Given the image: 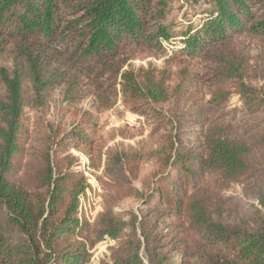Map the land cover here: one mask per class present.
<instances>
[{"label": "trees", "instance_id": "16d2710c", "mask_svg": "<svg viewBox=\"0 0 264 264\" xmlns=\"http://www.w3.org/2000/svg\"><path fill=\"white\" fill-rule=\"evenodd\" d=\"M170 1L0 0V264H90L105 237L116 245L100 264H264V56L233 43L264 40V0H206L166 63L184 58L177 71L127 68L132 49L170 39ZM54 94L65 112L31 123ZM119 96L149 130L103 152L93 114L76 109L91 98L108 111ZM71 149L93 167L104 157L93 225L77 218L86 180ZM235 185L250 201L227 194ZM128 198L137 213L114 211Z\"/></svg>", "mask_w": 264, "mask_h": 264}, {"label": "rangeland", "instance_id": "374dc122", "mask_svg": "<svg viewBox=\"0 0 264 264\" xmlns=\"http://www.w3.org/2000/svg\"><path fill=\"white\" fill-rule=\"evenodd\" d=\"M205 1L206 0H171L168 6L167 16L159 24L163 25L169 31L170 39L167 42H171L169 46L172 48H164L160 44L159 50H151L146 47L132 49L131 52H129L131 59L126 67L131 70L141 68H154L158 70L168 66L172 71H177L178 63L184 58H178L174 62L171 60L172 62L169 61L168 65H166V63L171 59V55L180 48L181 33L188 27H198L203 23V20L207 18L208 8ZM233 43L239 49L248 53L249 56L252 57L253 62L260 61L264 56V40L262 39L243 36L234 38ZM0 64L4 65L5 62L2 61ZM190 65H192L191 68L193 70H200L199 63L193 61L189 66ZM184 66V64L181 65V67ZM58 98V94H54L45 116L39 113H37L38 115H34L32 111H27L26 114L30 118V122H35V118L38 116L44 118L45 122L54 121L58 114L60 117V114L64 113L65 109H60V107H58ZM230 105L232 107L240 105L238 95H232ZM85 110H89L94 116L96 122L94 142L97 146L102 147L103 152H105L107 148H112L119 144L135 145L136 142L146 137L149 130L142 116L131 112L120 104V96L118 97L116 106L108 111H97L92 107L91 98H86L79 104L76 112L80 115L81 112ZM65 118L68 120L67 122H69L70 120H77L78 117L73 119L74 116L71 111L65 115ZM69 154L77 159L79 165L76 168L83 174L86 180V188L84 192L78 196L77 218L80 224L93 225L98 222L99 216L104 210L103 183L100 179L104 157H102L97 167H93L91 163L94 161H91L84 153L71 149ZM152 171L153 166L151 164H144L141 168L140 180H132V186L140 189L142 178L149 176ZM227 194L236 195L243 200L250 201L249 198H246L245 192L239 185L230 188ZM140 207H142V205L139 201L128 198L116 204L114 211L124 212L132 210L137 213ZM115 245L116 241L105 237L101 242L91 247L89 251L92 255L90 264H100L101 261L105 260L106 257L110 255V249Z\"/></svg>", "mask_w": 264, "mask_h": 264}, {"label": "built area", "instance_id": "2783aa9c", "mask_svg": "<svg viewBox=\"0 0 264 264\" xmlns=\"http://www.w3.org/2000/svg\"><path fill=\"white\" fill-rule=\"evenodd\" d=\"M170 43H171L170 41H169V42H167V41H161V42H160V44H161L164 48H167V47L172 48L171 46H169Z\"/></svg>", "mask_w": 264, "mask_h": 264}]
</instances>
